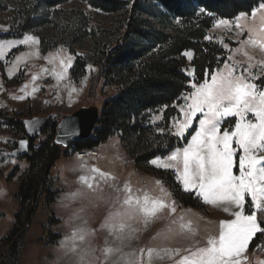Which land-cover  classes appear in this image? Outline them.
Returning <instances> with one entry per match:
<instances>
[{"label":"rangeland","instance_id":"1","mask_svg":"<svg viewBox=\"0 0 264 264\" xmlns=\"http://www.w3.org/2000/svg\"><path fill=\"white\" fill-rule=\"evenodd\" d=\"M145 1L149 2L143 9L145 13L158 14V11L163 9L156 1ZM61 9L67 20L80 14L85 15L98 41L88 38L73 50L63 40H59L55 48L43 53L40 49L39 32L50 39L54 35V30L49 26L59 24L57 21H51L48 27L26 33L37 37L39 44L13 47L6 54L7 64L0 61V150H2L0 151V240L6 238L14 227L15 215L19 210L15 194L21 177L30 166L27 158L7 155L12 154L18 145L16 142L26 136L25 131L20 128L10 127L7 120L13 118L22 122L24 119L46 117L55 113L56 121L59 122L62 116L82 106L93 105L101 109L104 101L117 93L116 86L105 85L100 66L102 56L96 45L97 42L102 44L109 38L111 40L115 38L118 34L115 22L123 11H106L94 6L89 0H67L61 5ZM247 14L248 19L245 23L259 28L261 26L259 17L253 20L251 13ZM219 19L221 18L217 20ZM173 20L178 21L176 18ZM160 24L156 26H161ZM13 25L8 12L0 14V29H3L0 34L9 33ZM248 35L246 30L241 33L236 27L226 29L217 27L215 23L207 32V37H212L211 41L218 43L222 41L227 45L231 50L226 49L229 51V56H233L242 65H247L248 57L243 52H235V49L241 48V42L246 41ZM24 36L6 40L19 41ZM61 49L63 50L61 55H71L73 59L67 70V78L57 86L52 73L58 70V64L47 57L50 55L55 57ZM37 50L38 56L26 58L20 62L16 70H13L16 56ZM244 50L254 58L253 63L264 60V50L258 46L244 45ZM188 52H191L192 56L191 58L186 56L184 71L191 82H196L192 65L193 52ZM77 57L82 58L86 64L84 73L78 78L71 73ZM43 69L47 71H42ZM259 70V66L254 69V71ZM34 75L39 77L34 82L39 90L34 95L28 96L27 92L21 89L28 85V90L31 91L33 85L30 82ZM256 83L264 84V79ZM69 84L78 89L71 100L67 87ZM20 96L27 98H16ZM234 122V118L229 119L222 128H227ZM151 124L155 126L157 132L163 129L162 122ZM55 135L52 130H47L34 139L33 149L28 156L31 157L34 151L47 141L55 139ZM92 150L97 151L98 154L91 155ZM92 150H86L87 155L80 157L74 146L63 147L62 157L53 168L49 188V191L57 192L58 195L55 194V202L51 204L46 203L48 194L44 195L40 202L27 233L22 264H240L242 261H245L243 264H260L264 262L263 253L252 254L249 248H247L249 252L245 255L233 257L228 251L218 247L222 236L220 222L231 220L233 217L223 211L224 205L220 204L205 203L204 210L182 205L173 192L169 176H174L185 192H193L183 188L173 170H164L166 175L163 177L158 173L139 169L123 147L119 136L110 138ZM12 160L15 163H12ZM234 171L238 174V168ZM194 194L196 198H200L198 192ZM5 251L6 248L0 244V264Z\"/></svg>","mask_w":264,"mask_h":264},{"label":"trees","instance_id":"2","mask_svg":"<svg viewBox=\"0 0 264 264\" xmlns=\"http://www.w3.org/2000/svg\"><path fill=\"white\" fill-rule=\"evenodd\" d=\"M66 1L0 0V14L8 12L14 23L9 33L0 34V40L21 38L28 31L48 27L51 21H57L59 24L49 26L54 30L50 39L39 32L43 53L55 48L59 40L73 50L88 38L98 41L85 15L69 20L63 16L61 5ZM89 1L106 11H123L115 22L118 33L115 38H107L105 43L97 42L96 45L102 56L100 66L105 85L116 86L117 93L104 101L92 136L71 146L76 152L92 150L119 136L139 169L164 177L166 172L151 166L150 161L155 157H165L187 143V140L178 141L168 131L170 117L178 115L171 106L182 103L180 96L191 91V79L184 71L187 63L184 53L193 52L195 81L202 83L205 73L222 67L229 56V51L220 43L207 40L208 30L218 18L234 19L240 13H251L260 0H153L163 8L158 14L143 11L149 3L145 0ZM175 18L179 23L173 20ZM158 23L161 26L157 27ZM85 66L83 59L77 57L71 73L78 78L84 73ZM165 105L169 108L163 113L161 125L164 133L159 134L151 124V117ZM7 123L24 131L19 120L12 118ZM58 123L56 119L51 121L46 131L52 130L55 135ZM62 154L63 147L52 139L35 150L31 157H26L30 166L21 177L15 194L19 210L14 227L6 238L0 240L6 248L1 264H22L27 233L40 202L48 194L46 203L51 204L58 195L49 188L53 168ZM169 177L173 192L182 205L206 209L200 198L185 192L174 176ZM249 210L246 205V212ZM258 215L264 217V212ZM261 246H264V234H257L249 250L252 254H264Z\"/></svg>","mask_w":264,"mask_h":264},{"label":"snow or ice","instance_id":"3","mask_svg":"<svg viewBox=\"0 0 264 264\" xmlns=\"http://www.w3.org/2000/svg\"><path fill=\"white\" fill-rule=\"evenodd\" d=\"M257 17L261 22L259 28L245 23L247 13H240L233 20L221 18L215 22L217 27H236L241 33L245 30L248 32V39L241 42V48L235 49V52H243L249 62L242 65L229 56L227 59L231 62H224L222 67L205 73L206 78L202 83L191 82V91L179 98L183 103L171 106L178 115L169 120V134L178 141L187 140V143L167 157H155L150 161L151 165L163 170H173L183 188L198 192L202 202L224 205L223 211L230 213L233 219L220 222L222 236L218 247L232 256L245 253L257 234H264V217L258 215L264 212V84L256 83L264 79V60L253 63L254 58L244 50V45L258 46L264 50V0H260L251 11V18L255 20ZM207 39L211 41L212 37L208 36ZM219 42L228 49L222 41ZM37 44L38 38L27 34L19 41H0V61L7 64L6 54L13 47ZM62 51L55 57H47L58 64V70L52 73L57 86L67 78V70L73 59L71 55H61ZM38 55L37 50L16 56L13 70L19 67L21 61ZM184 55L191 58L192 53L185 52ZM257 66L260 70L254 71ZM38 78V75L33 76L31 91L28 85L21 91L27 92L28 96L34 95L39 90L34 83ZM67 87L71 100L78 89L71 84ZM168 108L165 105L158 110L159 114H152L151 123L162 122L163 113ZM232 118L234 124L222 128ZM26 123L34 128L39 122ZM158 133L163 134L164 130L159 129ZM16 143L22 149H27V141ZM11 162L15 163L14 160ZM237 168L238 174L234 171ZM246 205L250 209L248 212L245 211Z\"/></svg>","mask_w":264,"mask_h":264},{"label":"water","instance_id":"4","mask_svg":"<svg viewBox=\"0 0 264 264\" xmlns=\"http://www.w3.org/2000/svg\"><path fill=\"white\" fill-rule=\"evenodd\" d=\"M100 109L97 106H82L76 111L62 116L58 123V130L55 135V144L67 148L76 142L85 140L92 136L100 116ZM57 118V114L52 113L46 117H33L24 119L22 125L26 136L20 141H27V149L21 148L18 143L12 151L16 158H26L33 146V140L43 134L49 123ZM38 121L34 128L26 122ZM19 141V142H20Z\"/></svg>","mask_w":264,"mask_h":264},{"label":"built area","instance_id":"5","mask_svg":"<svg viewBox=\"0 0 264 264\" xmlns=\"http://www.w3.org/2000/svg\"><path fill=\"white\" fill-rule=\"evenodd\" d=\"M97 154V151L93 150L91 151V155H96ZM87 155V152H79V156L80 157H84Z\"/></svg>","mask_w":264,"mask_h":264},{"label":"crops","instance_id":"6","mask_svg":"<svg viewBox=\"0 0 264 264\" xmlns=\"http://www.w3.org/2000/svg\"><path fill=\"white\" fill-rule=\"evenodd\" d=\"M249 248V247H248ZM249 252V250L248 251H246L245 253H248ZM245 253H243V254H241L242 256L243 255H245ZM233 257H235V256H233ZM243 263H245V261H242V263H240V264H243Z\"/></svg>","mask_w":264,"mask_h":264}]
</instances>
